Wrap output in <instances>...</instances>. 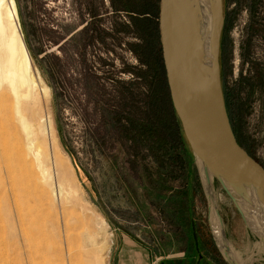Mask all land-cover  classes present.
<instances>
[{
  "label": "rangeland",
  "instance_id": "rangeland-1",
  "mask_svg": "<svg viewBox=\"0 0 264 264\" xmlns=\"http://www.w3.org/2000/svg\"><path fill=\"white\" fill-rule=\"evenodd\" d=\"M158 3L15 0L35 73L49 89L48 101L40 95L42 111L53 119L88 209L28 185L21 187L18 214L0 177V264H74L72 237L80 239L96 215L112 234L109 264L121 237L147 247L155 264H186L195 254L192 221L202 263L230 264L171 104ZM222 11L219 65L228 119L239 144L264 166V0H222ZM212 189L227 240L245 264H264L259 236L216 177Z\"/></svg>",
  "mask_w": 264,
  "mask_h": 264
},
{
  "label": "bare ground",
  "instance_id": "bare-ground-1",
  "mask_svg": "<svg viewBox=\"0 0 264 264\" xmlns=\"http://www.w3.org/2000/svg\"><path fill=\"white\" fill-rule=\"evenodd\" d=\"M185 18L193 21L189 45L196 53L188 64L207 95L215 98V84L209 67L212 62L219 63L217 55L223 21L221 0H192V10ZM41 94L45 101L49 100V89L35 73L24 44L15 0H0V177L3 186L18 214L24 201L21 187L28 185H32L38 195L42 188H46L50 198L72 202L83 209L86 206L78 178L72 166L68 165L70 156L58 139L50 113L42 111ZM50 162L55 168L56 182L46 168ZM198 167L210 197V222L217 245L230 264H245L246 261L225 237L223 225L218 226L212 174L201 162H198ZM237 186L240 187L239 184ZM237 197L236 204L244 221L259 236L257 244L264 252V219L245 197ZM83 224L87 227L91 224V228H84L80 239L78 235L72 237L70 250L74 264H109L112 234L107 230L108 224L99 215L90 224L85 220ZM40 232L47 240L50 239L48 232ZM78 240L80 244H76Z\"/></svg>",
  "mask_w": 264,
  "mask_h": 264
},
{
  "label": "water",
  "instance_id": "water-1",
  "mask_svg": "<svg viewBox=\"0 0 264 264\" xmlns=\"http://www.w3.org/2000/svg\"><path fill=\"white\" fill-rule=\"evenodd\" d=\"M191 10L192 0H159L158 3L159 40L173 110L197 164L201 162L212 177H216L233 201L236 202L237 195L245 197L264 219V166L239 144L231 128L220 63L212 62L209 67L215 84V98L207 95L188 64L196 57L189 45L193 21L185 18ZM222 25L223 21L220 35ZM217 56L219 62V51ZM204 189L210 202L205 186ZM192 235L197 248L193 221Z\"/></svg>",
  "mask_w": 264,
  "mask_h": 264
},
{
  "label": "crops",
  "instance_id": "crops-1",
  "mask_svg": "<svg viewBox=\"0 0 264 264\" xmlns=\"http://www.w3.org/2000/svg\"><path fill=\"white\" fill-rule=\"evenodd\" d=\"M186 262L184 263L201 264V258L195 252ZM115 264H155V260L151 258V251L147 247L137 245L129 238L121 237L116 252Z\"/></svg>",
  "mask_w": 264,
  "mask_h": 264
},
{
  "label": "flooded vegetation",
  "instance_id": "flooded-vegetation-1",
  "mask_svg": "<svg viewBox=\"0 0 264 264\" xmlns=\"http://www.w3.org/2000/svg\"><path fill=\"white\" fill-rule=\"evenodd\" d=\"M236 137V136H235ZM197 240H198V235H197ZM201 249H200V247H199V243H197V248H196V246H195V244H194V251L197 253V255H198V257L199 258H201V264H203L202 263V260L204 259V256H203V254H202V252L200 251ZM208 264V263H207ZM212 264H216V262H214V263H212Z\"/></svg>",
  "mask_w": 264,
  "mask_h": 264
}]
</instances>
